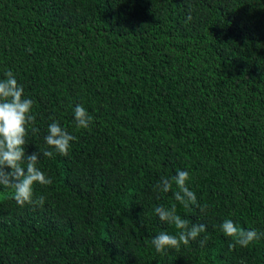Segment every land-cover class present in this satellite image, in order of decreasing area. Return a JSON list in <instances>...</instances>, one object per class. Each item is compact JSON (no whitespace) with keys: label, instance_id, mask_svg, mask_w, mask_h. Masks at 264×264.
I'll list each match as a JSON object with an SVG mask.
<instances>
[{"label":"trees","instance_id":"1","mask_svg":"<svg viewBox=\"0 0 264 264\" xmlns=\"http://www.w3.org/2000/svg\"><path fill=\"white\" fill-rule=\"evenodd\" d=\"M8 70L34 101L25 155L53 182L33 186L40 207L0 186V264H264V237L230 250L220 228L264 232V0H0ZM53 120L67 156L42 154ZM178 170L204 213L155 189ZM173 203L206 231L157 253L178 230L154 209Z\"/></svg>","mask_w":264,"mask_h":264},{"label":"clouds","instance_id":"2","mask_svg":"<svg viewBox=\"0 0 264 264\" xmlns=\"http://www.w3.org/2000/svg\"><path fill=\"white\" fill-rule=\"evenodd\" d=\"M191 19L189 14L186 22ZM4 77L0 79V186L12 189V198L18 206L40 207L45 203V197L42 195L34 198L33 186L35 184L47 186L53 181L38 167L40 152L25 155L29 128L33 134L39 131L37 127H34L36 123V117L32 112L34 101L24 96L23 86L18 83L11 70L6 71ZM73 112L77 130L89 129L94 123L93 116L83 105H75ZM76 139V136L70 134L59 121L53 120L48 125L47 135L44 137L50 150H45L42 154L47 158H54V153L67 156L71 142ZM190 180L188 171L178 170L173 177L162 176L155 189L167 193L172 190L174 184L176 191L173 192V196L176 202L184 208L195 206L204 213L208 205L199 204L195 192L188 186ZM154 212L161 222L174 225L178 230L176 235L161 231L151 240L157 253L165 252L170 248L178 251L181 245H188L190 241L197 240L200 234L206 231L204 224H193L189 227L188 220L182 219L177 214L175 203L170 208L157 206ZM220 228L226 237L232 239L229 244L230 250L237 246L246 248L264 237V232H258L256 229H242L230 219L224 220ZM207 241L208 237L204 236L199 240V245L204 247Z\"/></svg>","mask_w":264,"mask_h":264}]
</instances>
